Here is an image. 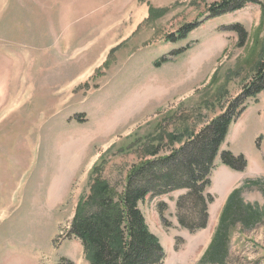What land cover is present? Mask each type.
<instances>
[{"label":"rangeland","instance_id":"rangeland-1","mask_svg":"<svg viewBox=\"0 0 264 264\" xmlns=\"http://www.w3.org/2000/svg\"><path fill=\"white\" fill-rule=\"evenodd\" d=\"M219 1L0 0V264H88L66 233L94 179L119 190L132 164L177 148L168 134L187 140L241 95L264 58V3L210 18ZM220 150L246 166L215 159L205 229L179 227L182 190L139 205L164 264H198L229 188L264 212V92ZM230 234L225 264H264V221Z\"/></svg>","mask_w":264,"mask_h":264},{"label":"trees","instance_id":"trees-1","mask_svg":"<svg viewBox=\"0 0 264 264\" xmlns=\"http://www.w3.org/2000/svg\"><path fill=\"white\" fill-rule=\"evenodd\" d=\"M246 3L262 8L264 0H220L212 3L207 11L210 18H217L241 9ZM152 13H157L158 17L160 15L157 10L148 7V19ZM189 29L187 27L184 30ZM235 31L239 35L238 45L241 47L247 34L238 25ZM262 92L264 58L256 66L250 80L242 86L241 95L198 132L187 140L167 135L170 143L178 144L169 156H159L156 150H150L147 155L149 158H143L129 167L123 185L117 191L100 178L94 179L88 198L85 202L80 200L75 207L66 233L80 242L87 263L163 264L164 251L157 237L148 230L139 208L148 195L152 197L173 190L184 191L175 200V217L179 227L189 232L205 229L207 209L214 199L205 193V189L211 183L214 161L219 157L221 164L230 169L241 171L245 168L243 156L233 157L229 151H220V147L225 142L231 124L247 108L248 101L255 100ZM237 104L240 109L235 112ZM163 169L165 171L161 172ZM96 170L95 164L90 173ZM165 210L164 204H158L157 212L167 227L163 217ZM262 221L264 212L243 205L238 198V190L232 191L220 211L211 240L198 264H225L233 228L237 224L253 228Z\"/></svg>","mask_w":264,"mask_h":264},{"label":"crops","instance_id":"crops-1","mask_svg":"<svg viewBox=\"0 0 264 264\" xmlns=\"http://www.w3.org/2000/svg\"><path fill=\"white\" fill-rule=\"evenodd\" d=\"M234 181H231V183H233ZM230 183V184H231ZM235 188H229V190H227V191H225V193H224V195H223V199H224V201L222 202V204H221V206H223V204H224V202H225V200H226V198L228 197V195L231 193V191L232 190H234ZM219 209H218V212H216V216H217V213H219Z\"/></svg>","mask_w":264,"mask_h":264}]
</instances>
